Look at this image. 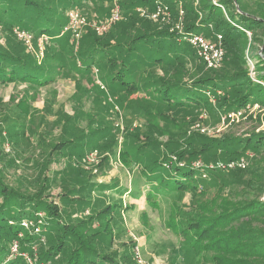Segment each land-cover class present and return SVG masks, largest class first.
I'll list each match as a JSON object with an SVG mask.
<instances>
[{
  "label": "trees",
  "instance_id": "1",
  "mask_svg": "<svg viewBox=\"0 0 264 264\" xmlns=\"http://www.w3.org/2000/svg\"><path fill=\"white\" fill-rule=\"evenodd\" d=\"M75 1L82 7L103 10L104 2L110 0ZM157 2L170 8L174 15H182L185 24L181 30H169L135 11L136 6L151 11L156 0H120L121 20L102 36L91 30L82 35L74 56L70 35L61 34L67 22L66 8H76L71 0H0L2 31L8 34L19 28L35 37L45 34L49 38L41 60L21 40L9 38L5 45L0 43V83L25 84L14 105L23 116L21 129L10 123L8 137L14 142L21 139L32 148L30 136H37L35 143L40 151V158L33 162L36 176L31 180L32 186H25L24 182L13 186L0 169V264L16 238L20 251L27 253L36 246L35 241L40 243L46 238L37 253V264H121L116 250L109 248L111 243L106 245L103 241L109 235L113 240L112 213L119 210L120 204L99 198L93 204L85 200L86 205L82 202L78 206L84 198L74 195L75 188L68 180L58 183L62 192L57 202H51L54 195L50 197L57 180L48 168L65 151L73 152L76 137L79 142L84 135L98 136L100 141L91 149L112 150L116 142L115 136L108 137L116 130L113 125L102 130L101 125L95 124L110 111L105 98L101 103L99 100L104 88L125 97L137 92L141 104L132 108L131 115L144 129L125 134L119 158L124 167H131L146 182V202L158 205L161 197L169 198L165 225L182 237L180 248L192 253V264H264V130L214 136L188 129L200 120L203 111L219 115L227 110H246L255 103L264 106V0ZM192 34H201L209 41L221 36L224 55L217 69L205 66L187 40ZM65 47L69 54L63 51ZM95 71L100 84L89 77ZM57 77L75 79L79 92L78 96L76 91L71 96L78 103L91 95V107L95 109L83 134H73L80 115L86 114L83 108L73 109L72 115L61 111L60 115L70 118L72 124L61 121V116L46 118L53 96L43 98L40 108L30 103L42 88L49 95L55 93L51 83ZM82 77L89 80V86L82 83ZM143 92L148 94L146 99ZM97 107L101 115L96 118ZM150 108L157 111L159 120L164 121L162 125L148 117ZM38 113L40 117H35ZM48 124L61 126L57 137L41 129ZM25 131L31 135L26 136ZM164 135L168 138L161 140ZM34 156L33 153L31 157ZM107 158L104 155L101 161ZM231 162L247 165L244 169L231 168ZM136 182L131 193L134 197L141 193ZM91 183L89 178L85 185ZM96 184L101 190L112 185ZM85 209V218L74 215L83 214ZM37 211L41 216L36 215ZM29 221L33 225L26 228L24 223ZM35 228H39L37 232ZM3 264L26 261L19 256Z\"/></svg>",
  "mask_w": 264,
  "mask_h": 264
},
{
  "label": "rangeland",
  "instance_id": "2",
  "mask_svg": "<svg viewBox=\"0 0 264 264\" xmlns=\"http://www.w3.org/2000/svg\"><path fill=\"white\" fill-rule=\"evenodd\" d=\"M71 1L76 5V8L88 23L85 26L82 35L89 33L91 30L96 35L102 36L109 32L112 26L120 21L123 17L122 7L119 3L120 0H115L114 2L113 0L105 1L103 10L99 7L95 9L92 5V7H82L81 4H79V1H77L78 3L75 0ZM86 1L91 0H85V2ZM158 2L156 0L155 8H153L151 11L146 10L142 6H136L135 11L142 17H147L151 20H154L153 22L157 21L160 26L168 27L169 30L181 29L185 22L182 20L180 14L176 13V15H174L170 8L165 9L164 7L160 8L157 13L158 8L156 7L157 4H159ZM67 9L69 10L71 8L67 7L66 10ZM113 9L118 10L119 19L115 21L108 28V30L104 32H98L94 28V25L103 23L111 15ZM153 14H156V16H153ZM9 38L14 40L18 39L16 37L15 31L13 30L12 33L7 34L5 31L0 29V43L5 45V42L8 41ZM80 39L77 45H73L72 47L74 56L78 54ZM22 43L26 46L23 41ZM32 45L36 50V43L34 42ZM63 51L66 52V54L70 53L68 52L67 47H65ZM246 51L247 50H245V52ZM32 54L34 53L32 52ZM250 62L252 63V61L248 59L249 66L252 68ZM93 73L94 74H90L89 77H91V79L94 78L97 84L102 83L99 79H97V76H99L97 75V72L95 71ZM83 78L84 77H82V83L89 86V80ZM24 86L25 84L15 86L12 83L4 85L0 83V140H2L0 141V169L5 175V180L11 183L13 186L17 185L16 182L19 184L24 182L25 186H32L31 180L36 176L33 162L35 159L40 158V151H38V146L35 143V141L37 142V136H30V132L25 131L26 136H30L31 141L33 142L32 148H28V146L24 144L23 140L18 139L17 142H14V139L12 140L7 134L11 128V126H9L10 123H16L19 129H21L23 116L18 114V109H14V105L18 98H20L23 94L22 90L24 89ZM51 86L55 88V93L49 95L47 94L46 89L42 88L39 90L36 98L31 100L30 103L33 106L40 108L42 107L43 98L47 97V99H49L51 96H53L54 103L51 107V110L49 113H45V116L48 118V120L60 119L62 110L68 112L69 115H72L73 109L83 108V111L86 114L80 115L78 126H74L73 128L74 136L83 134V131L87 130L86 127L88 128L89 124L87 125V122L91 116V112H93L92 110L95 109H92L91 107V95L88 94L87 97L82 98V103H78V101H76L71 96L75 91L76 95L78 96L77 93L79 92L78 84L75 86V79L73 78L57 77V79L51 83ZM101 90H105L104 95L101 96L97 92L95 94L99 95L100 103L101 100L103 102L105 98L106 103L108 106H110V111L109 114L102 116V121H97L95 124L96 126L97 124L99 126L101 125L102 130L113 125L114 129L116 130H114V132H110L108 137L111 139L115 136L117 138L116 142L114 146H112V150L98 148L91 149L100 141L98 136L84 135V137L79 142L78 138L76 137V144L71 148L73 152L69 154L68 151H65L67 152L66 155L64 152V156L62 158H56V160H52L48 168V173L52 174V176L54 175L57 180V182L52 186V194H50V197L54 195L55 198L52 197L51 202H57L58 194L59 192H62L61 188H58V183H64L66 180H68V183L71 185V187L73 186V188H75L73 190L74 195L82 196L84 198V201H79L78 203L76 202L78 206H80L82 202L83 205H86L87 202H85V200H88V204H93V202L95 200L98 201L99 198H102L105 201H115L120 204V206L117 207L119 210H115L112 213L114 215L113 219L115 223L111 233L113 235V240H111L110 235L107 234L109 237L104 235L103 238L106 237L107 240L104 239L103 241L106 245H109V242L111 243L112 247L110 246L109 248L111 250H116L118 254L116 258L121 264H192L189 258V255L191 256L192 253H189L188 250L183 251V249L180 248L182 245L181 243L179 244V241L182 240V237L176 235L165 225L169 198L166 196L163 198L161 197L159 199L160 202L158 205H152L151 203L146 202L144 196L147 193L148 188L146 182L143 178H139L137 176V172L132 171L131 167H124L119 158V154H117L118 148L120 147L121 149L125 142V134L129 132L135 133L136 131H141V129H144L143 124L133 115H131L132 108H135L141 104L139 98L137 97V92L125 97L112 92L111 89L104 88ZM90 94H92V92H90ZM144 95L145 96L143 98L146 99L148 94L144 93ZM97 108L98 113L95 115L96 118L101 115L100 108ZM237 110L239 112L235 113L234 111ZM237 110H227L220 113L219 115L214 112L203 111L200 113V120L190 124L188 129L191 130L192 127L194 130H196L198 126H207L210 132L206 131L204 133L214 136H220L224 134V132L239 136L246 132L264 130V106L261 107L255 103L249 105V108L246 110L243 108ZM150 111L151 115L147 114L148 117L150 119L155 118L156 123L158 122L159 125H162L164 121L159 120L160 118L158 117L157 111L154 108H150ZM87 114H89V116ZM152 114H157V116H153ZM40 115L41 114L38 113L34 116L40 117ZM61 121L71 122L72 124L74 123L70 118H65L64 116H61ZM41 127L42 130L46 129L49 133L58 135L61 126L57 125L56 127L55 125L52 127L50 124H48ZM167 138V135H164L161 137V140H166ZM81 142L82 145L80 144ZM90 152H94L91 160H89L88 157L91 154ZM33 153L36 156L31 157ZM104 155H106L108 158L101 161ZM246 165L247 164L242 162L230 163L231 168L239 166L244 169ZM72 171H74L73 175ZM78 173L81 175H78ZM77 178L82 182L75 180ZM89 178L91 181H93V183L85 185V182H87ZM135 181L138 183L137 189L141 191L138 197L131 195L135 189L134 187H136V185H133ZM96 182L100 184L112 185H110V188L101 190ZM82 185H84V187L80 188ZM124 187H126L127 191L124 189ZM121 193L122 195H120ZM187 200V197H184L183 201L186 202ZM75 204H73V206H75ZM66 209L67 208H65L64 213L66 212ZM87 212L88 210L85 209L83 214L77 213L74 215H77L80 218H85L86 216L84 215H86ZM38 213L39 212L37 211L36 215L39 217ZM106 213L107 215L111 214L108 211H106ZM100 222L102 224L105 223L103 220H100ZM95 225L98 224L95 223ZM43 240L44 241H40V243L39 241H35V248L32 249L31 247V252L28 254L33 252L38 253L40 247L46 242V238ZM129 240L133 241L129 242ZM125 244H134V246L132 245L130 248L127 246L125 248ZM24 252L27 253V251ZM19 256H21L22 259L26 261V264H30L23 255L16 256L14 260ZM47 263L50 264L49 262ZM53 264L58 263L57 261H54Z\"/></svg>",
  "mask_w": 264,
  "mask_h": 264
},
{
  "label": "built area",
  "instance_id": "3",
  "mask_svg": "<svg viewBox=\"0 0 264 264\" xmlns=\"http://www.w3.org/2000/svg\"><path fill=\"white\" fill-rule=\"evenodd\" d=\"M115 0H113L114 2ZM164 7L167 9L168 7L164 4H157V13L160 10V8ZM67 16V22L64 25V27L61 30L62 33H68L70 35L71 41L74 43V45H77L79 39L82 36V33L84 31L85 26L88 24L86 19L82 16V14L78 11L77 8H71L66 13ZM153 16H156V14H153ZM182 17V15L180 14ZM119 19V13L117 9H113V12L111 15L101 24L94 25V28L98 32H104L108 30V28ZM182 29V28H181ZM178 29V30H181ZM16 37L23 41L27 48L34 53L35 57L38 60H41L44 54V44L48 42V36L45 34H40L39 36H34L33 33L19 28H14ZM249 34V32H247ZM36 43V50L33 47V43ZM188 42L196 49V52L198 56L204 61L205 66L207 68H218L221 65L223 55H224V49L221 43V36L217 35L216 41H209L201 34H192L187 38ZM251 63V62H250ZM253 64L251 63V67ZM235 113H238L239 111H234ZM198 126V125H197ZM196 126V127H197ZM197 129H199L201 132H210L208 130V127L204 126H198ZM120 147L118 148L117 154H119ZM89 160L92 159L93 153L90 152ZM199 163V162H197ZM243 165V164H242ZM230 166V164H229ZM39 216H41V213H38ZM26 228H29V226H32V221H29L27 223H24ZM39 228H35L34 230L37 232ZM21 233H18V236H21ZM43 240V239H42ZM35 248V247H34ZM35 251V250H34ZM18 255H23L27 262L30 264H37L38 262V256L36 252H33L31 254H28L24 251H20L19 247V241L18 239H13L9 244V253L5 259L4 262L8 261L9 259H14ZM2 262V264L4 263ZM40 264H48L47 262H40Z\"/></svg>",
  "mask_w": 264,
  "mask_h": 264
}]
</instances>
